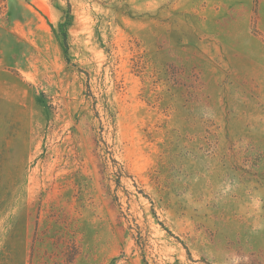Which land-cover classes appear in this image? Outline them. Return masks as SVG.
<instances>
[{
    "label": "rangeland",
    "instance_id": "rangeland-1",
    "mask_svg": "<svg viewBox=\"0 0 264 264\" xmlns=\"http://www.w3.org/2000/svg\"><path fill=\"white\" fill-rule=\"evenodd\" d=\"M0 264H264V0H0Z\"/></svg>",
    "mask_w": 264,
    "mask_h": 264
},
{
    "label": "trees",
    "instance_id": "trees-1",
    "mask_svg": "<svg viewBox=\"0 0 264 264\" xmlns=\"http://www.w3.org/2000/svg\"><path fill=\"white\" fill-rule=\"evenodd\" d=\"M72 25V15L70 12H66L65 16L63 17V20L58 24L57 29L53 30V34L57 41L59 42V45L62 49L63 56L65 60L68 62V29Z\"/></svg>",
    "mask_w": 264,
    "mask_h": 264
}]
</instances>
